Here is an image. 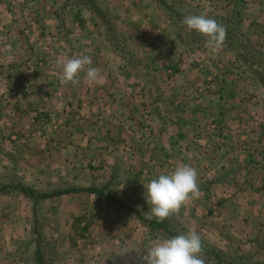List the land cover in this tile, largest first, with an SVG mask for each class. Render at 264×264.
<instances>
[{
  "label": "rangeland",
  "instance_id": "obj_1",
  "mask_svg": "<svg viewBox=\"0 0 264 264\" xmlns=\"http://www.w3.org/2000/svg\"><path fill=\"white\" fill-rule=\"evenodd\" d=\"M98 1L116 22L123 42L119 49L115 48V41L106 39L104 29L100 25L98 26L103 30L105 44L101 47L96 43L99 32L97 29L87 30L89 18L80 8H68L66 17L75 30L79 29L78 35L86 36V32L90 39L93 37L94 44H97L91 43L93 47H90L89 51L92 59L90 66L97 67V53L100 54L99 58L104 56L106 64L103 69L109 73L106 82L101 85L105 92H113L115 87L122 85L125 89L148 87L157 93L160 111L150 114L144 110L138 113V117L147 118L150 125L152 124L149 132L157 130L165 118L174 115L172 107L175 109V105L170 108L173 96L181 98L183 95L179 94L182 93L191 96V102L188 103L191 107L195 106V101L204 105V95L214 89L220 94L214 96V99H222L220 106L227 103L236 104L237 98L241 108L234 109V113H244V109L255 111L257 104L259 108L264 109L261 100H249V95L256 92V84L249 78V74L244 73L242 64L237 63L224 46L216 51L211 50L208 44L188 50L167 17L162 11H158L152 0ZM182 1L186 7L194 6L201 13L210 16L237 13V20L242 22L245 31L264 52V0ZM84 9L91 13L87 8ZM94 22L97 20L94 19ZM34 42L41 43L39 40ZM40 46L42 51L47 52L50 49L46 43ZM116 61L120 63L117 64ZM119 75L122 76L121 84L115 78ZM136 77L140 81H135ZM230 91L234 95H231ZM216 101L213 100V104ZM105 102H109L106 104L109 110L104 113L102 119L97 118V113L86 120L78 117L79 119H74L71 124H64L66 122L61 123V118L62 125L56 129L52 128V131L51 127L38 130L39 128L33 125L21 124L20 120L10 121L13 113L11 110L0 112V177L5 179L9 174L19 172L36 188L42 189L59 184L86 185L90 179L103 181L112 170L118 169L120 180L125 181L123 187L120 186L125 202L123 203L140 205L142 210L147 212L149 205L145 199L143 184H147L161 173H170L177 165L188 164L197 170L200 194L178 211L183 223L189 229L197 231L206 245L219 246L233 253L243 252L249 254L252 260H261L264 264V196H260L258 190V186L262 185L259 181L263 180L257 171L259 162L254 161L256 153L261 154L262 149L257 143L247 150L244 144L230 138V132L225 139L226 131H222L220 133L224 139L204 141L192 146L201 151L200 159H185L176 154L175 157L168 156V151H173L170 148L174 143L165 145L150 136L146 138L140 129H137L135 138H130L127 133L122 136L125 141L114 142V125L109 120L115 123L121 108L124 115L126 111L122 110L126 108V102L119 101V104H122L115 114L111 104L112 97L107 96ZM78 113L74 111L75 115ZM111 113L112 118L109 117ZM247 115L248 113L242 114L241 117ZM231 116L228 115L226 121L231 120ZM102 132H107L109 136ZM107 139L110 141L107 142ZM228 142L230 144H227ZM227 165H231V173L222 182L215 183V170L226 168ZM245 168L249 169L246 175L243 172L247 170ZM222 190L225 196L221 197L224 198L223 202L213 200V196ZM243 191L247 193L246 197L242 194ZM78 194L67 203L61 201L63 198L56 197L45 200L40 205V212L49 223L46 235H53L57 239L63 264H99L104 258H108V263L112 264L111 259L116 262L117 258H113L112 251L109 257L103 253L99 241L105 231L101 221L104 216H120L125 220L124 226L116 225L113 229L111 224L107 227L111 230L106 232L127 233L132 229L140 242L145 241L141 245H136L133 241L124 242L126 249L133 248L136 251V257L133 258L140 262L138 252L140 254L147 246L146 242L157 239L151 240L148 237L145 226L137 216L119 204L105 202L102 197L96 198L93 195L83 198L85 192ZM95 212H98L96 219L88 224L86 215L92 214V220ZM242 214L247 215L244 222L247 231L241 238L244 228L241 227L238 217ZM30 218V205L25 197L15 191L0 192V264H26L24 260L28 259L32 252L27 251L23 244L29 233ZM64 231L67 235L61 233ZM68 234L73 237L78 234L75 245L71 244ZM70 247L72 252H69ZM130 262L129 258L118 259V264Z\"/></svg>",
  "mask_w": 264,
  "mask_h": 264
},
{
  "label": "crops",
  "instance_id": "obj_2",
  "mask_svg": "<svg viewBox=\"0 0 264 264\" xmlns=\"http://www.w3.org/2000/svg\"><path fill=\"white\" fill-rule=\"evenodd\" d=\"M68 8H80L83 13H86L85 16L89 18L87 30H98L99 35H97L98 40L96 43L102 47L105 44L103 30L98 26L97 22H94V16L82 6L67 4V0H0V112L11 110L13 113L9 118L10 121L20 120L21 124L33 125L39 128L38 130L51 127L52 131L61 126V123L71 124V121L79 119L78 117L86 120V118H91L89 116L92 114L96 115L98 113L97 118L102 119L104 113L109 110L106 105L109 102H105L106 97L109 96L113 100V103H111L113 114L117 112L116 109L122 103L126 102L124 104L126 108L122 110L126 111L124 115L123 112L121 113V108L118 111L117 121L114 123L109 120L114 125V142L116 140H124L122 136L127 133L130 138H135L137 129H140L143 130V136L146 138L150 136L165 145L174 143L170 148L173 151H168V156L172 155L175 157L176 154L185 159H200L201 151L196 149V147L192 148V146L204 141L214 142L215 140H222L224 139L220 133L222 131H226L224 136L227 139L228 132H230V138L242 143V145L244 144L247 150L253 147L255 143L262 149L261 154L256 153L254 161L259 162L257 171L263 181H259L262 185L258 186V190L259 195L264 196V112L263 109L259 108L258 104L255 111L244 109V113L239 114L233 112L234 109L241 108L237 98L235 99L236 104L229 105L227 103L220 106L222 99L220 97L214 99V96L219 94L214 89L204 95V105L200 101H195V106L193 107L188 104L191 102V96L182 93L179 94L183 95L181 98L180 96L175 98L173 96L170 108L175 105V109L172 107L174 115L170 118L164 117L165 119L161 122L158 129L152 130V133L149 132L152 124L150 125L149 121L146 120L147 118L138 117V113L144 110H147L150 114L160 111L161 106L157 100V93L151 88L125 89L121 85V87H115L113 92H105L106 90L101 85L89 86L86 83L85 72L81 74V77L79 76L81 83L61 82L59 78L62 70L61 61L80 55L90 56V47L97 45L94 44L93 37L90 39L84 29H82V32L86 36H80L78 35L80 33L79 29L76 28L75 30L70 25L69 19L66 17ZM63 18L65 19L63 20ZM75 26L77 27V25ZM34 40H39L41 43H35ZM44 43L50 46L47 52L39 48ZM97 56L98 59L96 61L98 63L96 66L101 69L104 82H106L109 73H106L103 69L106 64L105 58L104 56L99 58V53H97ZM116 63L119 64L120 62L116 61ZM115 78L121 84L122 76H115ZM135 81L140 80L136 77ZM230 94L234 95L232 91H230ZM249 96V100L257 99L259 102L261 92L256 88L255 94ZM213 100L217 101L213 104ZM249 100L247 102H250ZM119 101L122 103L119 104ZM74 111H78V115H75ZM14 113L15 115L18 114V116L16 117ZM120 113L121 116L119 115ZM246 113H248L247 116L241 117L242 114ZM228 115H232L229 117L231 120L228 119L226 121ZM109 117H113L112 113L109 114ZM61 118H63V121ZM156 131L159 133H156ZM102 133L108 135L107 132ZM109 141L110 139H107V142ZM190 143L191 145H189ZM227 144L230 143L228 142ZM233 161L235 162V160ZM229 166L231 165H227V167ZM245 169L247 170H243V172L246 175L249 169ZM221 171L222 169L215 170L214 175L217 176ZM222 184L225 185L224 183ZM223 191L217 192L215 197L213 196V200L219 203L223 201L224 198H221L222 196L225 197ZM242 194L245 197L247 196L244 191ZM77 195L79 194H67L57 198H63L61 201L67 203ZM227 195L231 196L233 194ZM82 197L89 198L93 197V195L85 193ZM104 201L100 202L104 203ZM95 213H93L92 220L90 218L92 214L86 215L85 220L88 224L96 219L98 212ZM246 217V214L238 217L241 227L244 228L241 231V233L243 232L241 238L247 231V228L244 227ZM101 221L104 224L105 231L102 234L103 238H100L99 241L102 245L103 253H106L107 257L112 255L113 252V258H117L116 262L111 259L112 264H118V259L127 260V258L132 264H140V262L136 261L137 258H133L136 257V251L133 248V251L132 249H126L125 244L128 241H133L136 245H141L145 241L140 242L136 232L132 229L127 233H122L121 231L117 232L118 234L106 232L111 230L107 228L111 224H113V229L116 225H125V220H122L120 216H104ZM65 232L61 233L67 235V232ZM68 236L71 244L75 245L78 234L77 237H73L72 234H68ZM124 242L126 243L124 244ZM154 242H146L147 246L143 248L139 256L146 254L147 248L151 247ZM72 250L70 247L69 252H72ZM104 259L100 260L99 264H111L108 263V258ZM71 264L73 263L71 262Z\"/></svg>",
  "mask_w": 264,
  "mask_h": 264
},
{
  "label": "trees",
  "instance_id": "obj_3",
  "mask_svg": "<svg viewBox=\"0 0 264 264\" xmlns=\"http://www.w3.org/2000/svg\"><path fill=\"white\" fill-rule=\"evenodd\" d=\"M152 1L158 11H162L167 17L168 22L180 36L181 41L188 50L207 46V37L194 30H189L182 23L185 16L202 14L196 7L190 5L186 7L185 2L182 0ZM67 4L82 6L91 11L98 25L104 29L106 39L111 38L115 41V48H120L123 42L120 39L116 22L98 0H67ZM236 14L233 12L231 15H220L219 17L208 16L214 18L226 28V38L222 46L228 50L237 63L242 64L245 69L244 73L249 74V78L256 84V88L261 92L260 100L264 108V52L245 31L242 22L237 20ZM121 56L124 58V54ZM229 167L221 168L222 171L214 179L215 183L224 180L231 173L232 168ZM105 178L100 182L90 179L86 185L59 184L54 187L38 189L19 172L9 174L8 178L5 179L0 177V192H18L28 200L30 205L29 233L23 244L27 251L32 250V252H30L29 258L24 260L26 264H63V256L59 250L57 239L53 235H46L45 231L49 227L48 219L44 218V215L40 212V205L43 201L61 195L85 192L102 197L106 202L119 204L137 216L142 225L145 226L151 240L173 237L190 230L180 219L178 212L163 221H159L152 215L149 208L145 212L140 205L124 204L120 187L121 185L123 187L124 181L123 179L120 180L118 169L112 170ZM137 201L139 200L137 199ZM202 258L205 264H263L261 260H252L249 254L243 252L233 253L219 246H209L205 243H203Z\"/></svg>",
  "mask_w": 264,
  "mask_h": 264
},
{
  "label": "clouds",
  "instance_id": "obj_4",
  "mask_svg": "<svg viewBox=\"0 0 264 264\" xmlns=\"http://www.w3.org/2000/svg\"><path fill=\"white\" fill-rule=\"evenodd\" d=\"M182 23L189 30L207 37L208 47L213 51L218 50L226 38V28L206 13L185 16ZM90 65L92 59L88 55L63 60L59 78L62 83L77 84L80 73L88 66L86 83L89 86L102 85L104 77L101 69ZM143 185L149 209L159 221L177 213L200 194L197 170L188 164L177 165L170 173H161ZM202 253L201 235L190 229L173 237L158 238L147 248L146 254L140 255V264H205Z\"/></svg>",
  "mask_w": 264,
  "mask_h": 264
}]
</instances>
